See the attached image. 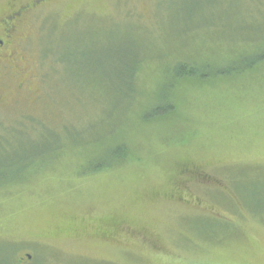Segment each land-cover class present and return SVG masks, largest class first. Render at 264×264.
<instances>
[{
    "label": "rangeland",
    "instance_id": "obj_1",
    "mask_svg": "<svg viewBox=\"0 0 264 264\" xmlns=\"http://www.w3.org/2000/svg\"><path fill=\"white\" fill-rule=\"evenodd\" d=\"M33 2L0 0V20ZM22 17L0 64V264H264L263 76L192 87L180 121L129 117L135 158L81 171L138 60L156 57L146 93L167 60L227 62L264 38V0H40Z\"/></svg>",
    "mask_w": 264,
    "mask_h": 264
},
{
    "label": "trees",
    "instance_id": "obj_2",
    "mask_svg": "<svg viewBox=\"0 0 264 264\" xmlns=\"http://www.w3.org/2000/svg\"><path fill=\"white\" fill-rule=\"evenodd\" d=\"M255 36L253 35L252 38L248 36L249 39L236 42L237 46L231 49L232 56L227 62L184 59L183 56L173 61L167 60L162 68L161 77L157 78L161 80L158 82L156 91L152 93H146L142 89L144 84H149L150 80L147 81L146 76L150 73L146 76H142L141 73L148 72L146 67H142L145 62L151 59L156 60V57L151 56L148 60L143 57L138 60L137 75L132 78L129 85L132 93L120 92L117 97L116 105H121L119 123L114 122V119L111 122H105L108 128L105 129L104 136L97 141L87 142H94L91 147L97 149V152L95 155L89 154L81 171L94 174L109 168L120 167L135 158L136 146L133 140L128 138L127 131H122L121 128L129 117L137 118L144 125L151 122L156 124L172 116L176 118L175 121H180V118L184 116L181 111L182 100L192 87L209 84L217 86L223 81L264 77V38L261 36L253 38ZM131 75L123 74L121 81L128 83L127 79H131ZM181 138L182 136L177 134L172 140ZM180 167L181 171L188 175V182L212 180L213 176H207L192 163L183 162Z\"/></svg>",
    "mask_w": 264,
    "mask_h": 264
},
{
    "label": "flooded vegetation",
    "instance_id": "obj_3",
    "mask_svg": "<svg viewBox=\"0 0 264 264\" xmlns=\"http://www.w3.org/2000/svg\"><path fill=\"white\" fill-rule=\"evenodd\" d=\"M40 0H34L30 5H21L20 12L12 11L0 20V64L12 58L11 47L19 40L17 27L22 21L23 14L31 11L39 5ZM203 180V179H201Z\"/></svg>",
    "mask_w": 264,
    "mask_h": 264
},
{
    "label": "water",
    "instance_id": "obj_4",
    "mask_svg": "<svg viewBox=\"0 0 264 264\" xmlns=\"http://www.w3.org/2000/svg\"><path fill=\"white\" fill-rule=\"evenodd\" d=\"M29 257H31V255H29Z\"/></svg>",
    "mask_w": 264,
    "mask_h": 264
}]
</instances>
